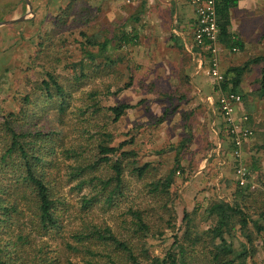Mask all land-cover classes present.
<instances>
[{
    "label": "trees",
    "instance_id": "obj_1",
    "mask_svg": "<svg viewBox=\"0 0 264 264\" xmlns=\"http://www.w3.org/2000/svg\"><path fill=\"white\" fill-rule=\"evenodd\" d=\"M237 1L217 0L218 38L233 50L241 43L229 33L228 9ZM97 13L91 0L59 5L52 28L35 38L34 53L26 59V73L34 69L41 77L26 75L18 105L0 116V264H247L249 259L257 264L256 256L264 253V167L254 159L248 169L257 183L252 175L245 176L244 184L236 179L231 201L208 204L203 216L211 220L209 227L198 229L196 209L185 210L177 225L172 187L177 177L189 175L177 150L185 151L193 137L191 115L182 118L183 138L166 174L159 175L152 161H140L142 153L131 147L134 133L113 143L109 126L141 101L105 105L101 98L132 84L130 58L120 50L138 44L140 35L135 25L127 28V19L111 31L107 25L89 31L100 18ZM129 20L139 21L137 15ZM77 24L80 30L71 31ZM71 38L78 44L77 58L68 48ZM182 53L188 63L194 62L190 53ZM193 53L195 58L211 57L197 45ZM263 60L258 56L233 66L214 82L215 89L242 100L243 75ZM122 63L129 81L116 91L110 93L109 84L105 91L97 85L84 88L88 81L104 83L115 72L124 74L117 70ZM179 77L189 85V75ZM260 84L263 95L264 67ZM186 97L180 99L188 102ZM63 180L75 190L74 200L62 192ZM96 210L102 220H95ZM77 217L76 226L63 228ZM166 230L173 233L171 243L167 248L158 244L161 251L154 253L149 240ZM51 235L60 236V248L44 240Z\"/></svg>",
    "mask_w": 264,
    "mask_h": 264
},
{
    "label": "rangeland",
    "instance_id": "obj_2",
    "mask_svg": "<svg viewBox=\"0 0 264 264\" xmlns=\"http://www.w3.org/2000/svg\"><path fill=\"white\" fill-rule=\"evenodd\" d=\"M24 1L26 0H0V23L11 20V13L17 11V9L24 13L26 11ZM69 1L31 0V13L27 11L24 15L31 18V21H15L0 26V116L7 111L14 110L18 105L19 96L25 90L26 75L31 77V74H33L36 77H41V74L34 69L32 71L28 70L29 74L26 73L28 67L26 59L34 53L35 38L52 28V21L59 5L65 6ZM91 4L98 8L97 14L100 18L92 27H88L89 31H97L102 29L104 25L109 26L108 30L111 31L117 24L124 21L122 19L125 13L124 4H101L99 0H96V2L91 1ZM137 23L139 25L140 21L133 22L128 19L127 28L130 29L131 25ZM79 30V24L71 28V31L77 32ZM65 34H68V31ZM143 40L144 38L139 36L138 44L120 50V53H126V56L130 58L132 84L129 87L111 93L129 81V72L124 69L125 64L122 63L118 65L117 70L124 74L115 72L104 80V83L98 79L96 80L97 83L90 84L91 81H88L84 88L89 89L92 85H97L100 90L105 91L106 85L109 84L111 94L103 95L101 98L102 103L105 105L137 104L141 101L135 107L128 109L116 123L109 126L114 134L113 143L116 144L129 138L126 135L127 132L134 133L136 139L131 147L142 153L140 161H152L158 167L157 172L159 175L168 172L174 164L177 151L181 152L182 155L179 156L181 165L188 170L189 175L186 179L178 175L177 182L172 187V191L176 192L174 207L177 211V225L181 224V218L185 210L192 211L196 209L195 223L198 224V229H206L209 227L211 220L204 218V210L214 199L231 201L234 181L237 179L236 171L240 165L245 169V176L252 175V180L257 183L256 176L250 173L248 167L254 159L261 168L264 167V148L259 147V145L264 144V130H257L255 133L252 130V136L248 139V143L244 142L245 144L241 146L235 145L233 136L229 134L227 126L223 124V118L221 119L218 113L217 101L219 96L216 94L215 98L209 101L214 106V111H211L209 116L202 109L196 112L193 111L194 108L190 106L194 100L191 92V75L188 74L187 69L183 66L172 68L169 67L170 65L166 66L167 69L156 64L157 61H161L160 59L167 62L169 60L171 63L176 60L177 54L172 51V46L161 44V51H150V49L147 51L144 49L146 44L142 43ZM67 44L73 53L72 58L79 57L78 44L73 43L72 38ZM262 64L264 65V62ZM206 68L207 77L215 85L208 65ZM21 70H25V72L23 73ZM171 73L177 77L176 83H173L169 77ZM180 73L189 75L188 86L181 83ZM261 81L262 77L258 83H251L247 87L251 89L248 94L253 99L252 104L261 111L262 123L264 119V107H262L264 94L261 95L260 91ZM200 89H203V87H200ZM180 96H187L185 99L188 102L182 101ZM197 107H200V104ZM47 110L48 106H46V113ZM188 113L192 118L188 122V130L193 133V137L185 151L177 150V144L183 138L184 133L182 118ZM162 115H164V118L158 121ZM240 127L243 128V125L241 124ZM256 135L259 137L261 144L256 143L250 146V141ZM209 146L211 147L208 148ZM153 149H163L164 152L160 154L150 152ZM260 152H263L262 156H260ZM213 155H215L214 158ZM63 181L65 184L62 192L67 199L74 200L75 190H70L71 184L68 185L65 180ZM94 215L95 220L103 219L101 212L98 213V210L95 211ZM77 224L78 217L76 220L71 219L66 224L64 223L63 228H69ZM183 230L184 228L177 231L179 235L182 234ZM172 235V232L166 230L163 236L150 239L149 245H151L152 251L154 253L161 251V248L157 246L158 244H162V247L167 248L172 241ZM59 237V235H51L44 240L51 247L57 246L60 248ZM235 243H238L236 239ZM263 257L264 253L260 251L256 256L257 264H264ZM247 262V264H255L252 259L247 260Z\"/></svg>",
    "mask_w": 264,
    "mask_h": 264
},
{
    "label": "crops",
    "instance_id": "obj_3",
    "mask_svg": "<svg viewBox=\"0 0 264 264\" xmlns=\"http://www.w3.org/2000/svg\"><path fill=\"white\" fill-rule=\"evenodd\" d=\"M91 1L96 2V0ZM28 2L31 6V0L24 1L26 11L23 13L21 10H15V12L11 13V20L31 21V18L24 16L27 11L31 13ZM99 3L124 4L125 13L122 16L124 20L131 19L137 15L140 24L134 25L138 29L139 35L144 38L142 43L146 44L145 50L148 51L150 49V51L159 52L162 50L161 44H168L169 47L172 46V51L177 54L176 60L171 63L169 60L167 62L160 59L161 61H157L156 64L167 69V65H170L169 67L172 68L183 66L187 69L188 74L191 75V92L194 97L190 106L194 108L193 111L195 112L202 109L209 116L211 111H214V106L209 101L215 98L216 94L220 95L205 72L207 71V65L208 67L210 66L209 61L211 57L215 59L218 70L224 75L233 66H241L254 57L264 56V0H238L234 6L228 9L229 33L241 43V47L235 50L230 49L218 38L216 52L208 60L202 58L203 65L201 68H198L197 60L200 56L195 58V54L189 49V46L192 44V33L195 29L193 23L195 19L191 5L185 0H99ZM3 25L5 24H0V26ZM182 52L190 53L194 62L190 61L188 63L189 61L185 60L187 57ZM262 62L264 60L250 65L243 75L241 90L244 97L234 105L233 109L235 124L239 126L242 124L243 127L253 130L254 133L257 130H264L262 128L264 127V119L261 123V111L252 104L253 99L248 94L251 89L247 86L251 83H258L262 77L261 71L264 67ZM169 77L173 83H176L177 77L173 73L169 74ZM199 86L203 87L204 90L200 89ZM198 104H200V107H197ZM262 107H264V103ZM244 117H246V121H244ZM248 142L249 140L246 141V143ZM250 142V146L256 144V142L261 144L257 135ZM262 153L260 152V156H262Z\"/></svg>",
    "mask_w": 264,
    "mask_h": 264
},
{
    "label": "built area",
    "instance_id": "obj_4",
    "mask_svg": "<svg viewBox=\"0 0 264 264\" xmlns=\"http://www.w3.org/2000/svg\"><path fill=\"white\" fill-rule=\"evenodd\" d=\"M174 1V0H167ZM191 5L195 22L192 33V44L189 46L190 51L193 53L195 45L200 46L203 50L209 51L211 55L216 52V44L219 36L218 16H217V0H185ZM194 54V53H193ZM198 68L203 65L201 57L197 58ZM210 74L214 81H220L223 75L217 68V63L213 57L209 61ZM241 96L235 93L220 94L218 97V108L221 111L223 120L230 128V134L234 138L235 145L241 146L244 142L248 141L252 135V131L248 128H241L235 124L233 118L234 105L240 102ZM246 119V117H244ZM237 180L240 184L246 182L245 169L240 165L237 168Z\"/></svg>",
    "mask_w": 264,
    "mask_h": 264
},
{
    "label": "water",
    "instance_id": "obj_5",
    "mask_svg": "<svg viewBox=\"0 0 264 264\" xmlns=\"http://www.w3.org/2000/svg\"><path fill=\"white\" fill-rule=\"evenodd\" d=\"M28 6H29V10H31V6H30V3H29V2H28ZM18 20H19V19L9 20V21H6V22L0 23V24L13 23V22L18 21Z\"/></svg>",
    "mask_w": 264,
    "mask_h": 264
}]
</instances>
